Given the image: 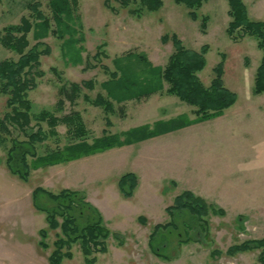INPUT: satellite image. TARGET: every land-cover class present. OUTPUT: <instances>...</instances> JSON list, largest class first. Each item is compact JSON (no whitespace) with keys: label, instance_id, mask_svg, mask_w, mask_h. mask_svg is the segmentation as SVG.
Segmentation results:
<instances>
[{"label":"rangeland","instance_id":"1","mask_svg":"<svg viewBox=\"0 0 264 264\" xmlns=\"http://www.w3.org/2000/svg\"><path fill=\"white\" fill-rule=\"evenodd\" d=\"M162 1L158 11H144L137 17L118 0H76L75 4L69 0L71 14L68 18L62 14L63 21L58 24L51 0H2L0 31L27 17L35 22L28 34L30 47L37 42L49 47V53L41 56L39 67L33 71L44 75L34 76L36 87L28 91L33 114L43 109L57 116L79 111L93 138L102 136L104 131L119 134L180 115L195 119L194 107L166 94L165 81H160L162 92H154L148 98L136 99L135 94H123L126 96L120 98L112 90L120 80H111L103 69L107 67L123 77L118 68H127L132 78H141L149 68L137 55H144L153 66L163 68L174 48L171 41L162 42V37L173 34L192 50L208 45L206 66L198 74L206 87L215 77L214 68L224 54L223 83L237 94V100L221 118L195 121L191 129L188 126L69 163L32 169L27 181L8 171L6 149L0 147V264H49L53 243L61 231L49 229L45 213L37 208L55 206L46 195L34 193L38 187L52 193L65 189L84 192L100 213L104 226L124 236L126 242L122 247L110 237L106 253L95 255L96 264L256 262L257 251L231 254L229 248L247 239L264 238V94L253 92L262 51L253 37L234 42L227 35V0H207L197 11L199 20L191 19L184 5L174 0ZM243 1L252 20L264 21V0ZM34 5L50 23L46 34L38 25L40 21L35 20ZM202 16L209 17L206 34L200 30ZM128 53H133L132 58L126 59ZM18 58L0 44V62ZM53 68L66 83L82 85L92 81L93 89L82 87L77 103L65 101L63 110L57 112L58 88L62 83ZM98 95L113 103L114 112L108 115L110 127L102 108L83 99H95ZM8 97L0 94V118L9 111ZM31 126L37 129L35 122ZM41 127L44 131L49 129L45 122ZM66 130L65 125L57 127L60 147L66 143ZM13 136L26 139L15 130ZM36 146L41 155L48 147L57 148V143L48 138ZM28 162L32 164L31 157ZM126 173H134L138 179L130 198L123 197L118 188L120 176ZM186 190L203 193L212 203L220 202L227 214H210L209 238L203 242L180 245L175 234H166L168 248L164 252L172 261L159 259L150 250L149 235L156 224L171 221L165 208ZM246 210L250 211L248 217L240 218ZM139 216L147 218L145 225L139 223ZM241 226L244 228L240 229ZM41 229L48 231V249L39 246ZM71 252L73 258L65 259L63 264H85L80 243L73 244Z\"/></svg>","mask_w":264,"mask_h":264},{"label":"trees","instance_id":"2","mask_svg":"<svg viewBox=\"0 0 264 264\" xmlns=\"http://www.w3.org/2000/svg\"><path fill=\"white\" fill-rule=\"evenodd\" d=\"M130 12L141 17L144 11L155 12L163 6L162 0H118ZM207 0H174L176 4H182L188 9V15L193 20H199L197 11L202 8ZM73 4L76 0H72ZM229 5L228 15L230 21L227 27V35L234 42H238L246 36L256 40L257 47L262 51L261 62L256 70L253 92L256 95L264 94V21H255L249 17L248 9L243 0H227ZM2 0H0V4ZM54 10V18L58 24L63 21L62 14L66 18L71 14L69 0H51ZM112 9V8H111ZM32 10L36 13L35 20H39V26L43 27L45 34L50 29L48 19L34 5ZM112 11H114L112 9ZM209 17H200V30L206 34ZM35 27V22L27 17H22L20 23L8 25L0 31V44L19 55L17 61L3 60L0 62V94L9 96L7 100L8 112L0 118V147L6 149L5 164L8 171L23 181H27L32 169L65 164L87 156L103 153L112 148L123 147L139 143L145 139L157 137L178 129L190 126L195 121H206L218 118L232 107L237 100V94L228 89L223 83V55L222 61L214 68L215 77L209 87L204 86L198 74L206 66V54L208 45L200 50L186 48L180 38L173 34L170 37L164 35L162 42L171 41L174 51L163 68L155 67L144 55H137V59L149 69L140 78L134 76L127 68H118L123 72L124 78L119 77L117 71L103 69L110 75L111 80H120L114 83V95L122 98L135 94L136 99L148 98L154 92H162L160 81L168 84L167 95L176 96L180 101L195 108V119L187 115L157 121L152 125H143L122 133L112 134L104 131L102 136L93 138L84 118L79 111L57 116L54 112L43 109L37 114L32 113V102L28 98V91L36 87L35 77L44 75L41 71L33 72L39 67L40 58L49 53V47L42 42H37L30 47L28 34ZM104 44H101L102 48ZM99 52L95 55V58ZM100 54L102 52L100 51ZM133 53H128L126 59L132 58ZM58 81L62 84L58 88V101L56 111H62L65 101L75 105L82 87L93 89L92 81H84L82 85L66 83L59 72L54 69ZM123 78V79H122ZM122 80V81H121ZM107 86V85H106ZM115 86V88H114ZM111 87V88H112ZM110 88V89H111ZM109 90V95L113 94ZM122 95V96H120ZM131 97V96H130ZM84 101L94 107L102 108L105 113L106 125L112 126L108 117L114 112L111 100L98 95L95 99L84 96ZM118 100H123L119 99ZM124 115V114H123ZM35 122L36 130L31 123ZM47 123L48 130L44 131L41 123ZM59 125H65L66 143L60 147L57 131ZM25 135L24 140L19 136L14 137L13 131ZM52 138L57 143V148H46L39 155L36 144H43L45 140ZM32 159V164L28 158ZM138 184L134 173H126L118 180V188L125 198H130ZM36 195H46L55 206L51 208L37 207L45 213L47 226L51 230L60 229L54 241V249L48 257L49 264H63L65 259L71 260L72 245L80 243L85 264H95L96 254H104L107 251V242L110 237L117 241L119 246L125 244L122 234L111 232L104 226L98 210L87 200L86 194L77 190H62L52 193L42 188L34 190ZM84 210L87 211L84 213ZM171 221L165 224H156L150 235L148 245L152 253L164 260L172 261V258L164 251L168 248L166 237H178V244L191 242H203L208 239V217L210 214L224 216L225 211L212 204H208L202 197L186 190L177 195L171 205L165 208ZM240 218H245L240 216ZM140 224L145 225L147 218L139 216ZM244 227L241 226L240 229ZM204 233V235H203ZM204 237L201 238L200 236ZM39 246L48 249L46 242L48 231H39ZM247 250L257 251V260L253 264H264V238L247 239L229 248L231 254Z\"/></svg>","mask_w":264,"mask_h":264},{"label":"crops","instance_id":"3","mask_svg":"<svg viewBox=\"0 0 264 264\" xmlns=\"http://www.w3.org/2000/svg\"><path fill=\"white\" fill-rule=\"evenodd\" d=\"M231 108V107H230ZM225 115V112H224V114L222 115V116H220V117H218V118H221V117H223ZM188 127V126H187ZM192 127H191V125L189 126V129H191ZM174 132V131H173ZM121 177V176H120ZM189 191H191V192H193L195 195H197V196H200V197H202L208 204H212V205H214V206H216V207H218V208H221V209H223L224 211H225V214H227V210H226V208L225 207H221L222 205H221V203L220 202H218L217 201V204L216 203H212V202H210L209 200H207V198H206V196L203 194V193H200V192H198V191H192V190H189ZM87 197V196H86ZM87 200L91 203V201H90V198H88L87 197ZM92 204V203H91ZM253 211H255V210H253ZM248 212H250V211H248V210H246L245 212H244V215H239V216H243V217H245V218H247L248 216L247 215H249V213ZM216 216V215H215ZM226 216V215H225ZM224 216V217H225ZM161 224V223H160ZM148 241H149V239H148ZM126 242V241H125ZM120 247H122V246H120ZM103 254V253H102ZM157 257V256H156ZM157 258H159V257H157ZM160 259V258H159ZM97 263V258H96V262H95V264Z\"/></svg>","mask_w":264,"mask_h":264}]
</instances>
